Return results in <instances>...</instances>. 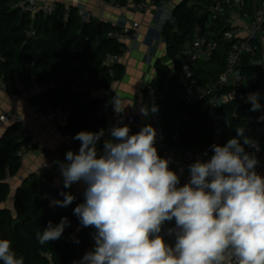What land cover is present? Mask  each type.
Listing matches in <instances>:
<instances>
[{"label":"trees","instance_id":"trees-1","mask_svg":"<svg viewBox=\"0 0 264 264\" xmlns=\"http://www.w3.org/2000/svg\"><path fill=\"white\" fill-rule=\"evenodd\" d=\"M17 1L0 0V83L6 93L20 95L21 92L15 86L16 81L29 89L35 76L37 86L44 92L33 95L32 104L42 109L61 108L67 112L68 121L61 130L79 149L81 142L73 139L76 133L98 132L106 128L107 121L98 116L102 101L90 97V92L93 89L107 91L112 83L121 81L124 76V67L119 62L105 64L107 55L121 57L123 54V43L109 37L120 32L121 28L91 16L82 19L76 7H66L61 2L53 3L54 11L49 14H29L15 8ZM164 1L130 0L133 4L149 2L154 6ZM253 1L246 0V10H251ZM113 2L120 6L127 4L126 0ZM202 3L207 2L182 0L172 10L162 31L172 69L157 62L151 90L155 95L154 104L158 107L156 114L166 135L171 136L179 118L186 117L176 145L208 152L213 142L205 115V102L189 107L177 97L182 64L177 55L192 40L197 23H203L204 19L198 16ZM227 47V44H220L209 63L197 66L195 74L199 83H211L222 73ZM261 58L262 53L253 59L245 56L241 67L243 73L249 76L255 74L257 83L243 90L228 88L224 92L236 90L242 96L254 92L261 94L264 78L262 68L256 63ZM82 77L85 82L79 83ZM85 85L89 87L86 92ZM158 96H162V99L159 100ZM259 102L264 104L263 96ZM151 103L150 90H145L143 105L150 106ZM250 109L251 103L238 104L236 100H230L219 109L226 120L223 144L236 136L238 127H244L245 135L253 139V126L247 121L254 113ZM201 113H204L202 119ZM21 128L20 122H14L0 136V239L12 242L16 257H23L24 264H73L87 247L90 233L95 231L93 227H83L74 215V208L84 202L83 194L68 207L50 206V201L41 196L49 189L52 176L46 170H40L26 177L16 190L15 215L1 208L9 193L7 181L20 169L21 157L18 153L26 148L29 141L21 139ZM261 145L264 149V135ZM59 189L60 186L51 191L54 200L64 199L59 194L61 191L74 193L71 187L61 186ZM63 217L68 218L69 226L61 238L41 245L36 234L42 233L49 221L56 225ZM74 225L79 227L77 239L70 237ZM0 264L3 262L0 261Z\"/></svg>","mask_w":264,"mask_h":264},{"label":"clouds","instance_id":"clouds-1","mask_svg":"<svg viewBox=\"0 0 264 264\" xmlns=\"http://www.w3.org/2000/svg\"><path fill=\"white\" fill-rule=\"evenodd\" d=\"M166 18L165 13L161 20ZM259 99V92L248 94L250 111L261 109ZM112 104L118 115L126 108L117 95ZM157 111L155 104L139 108L144 117ZM257 119L264 121V115ZM245 131L238 127L223 145H210V157L188 165L183 185L170 159L159 155L151 124L132 133L120 120L107 130L76 133L78 152L69 150L56 163L64 188L85 185L84 202L73 211L95 232L93 249L73 264H264V176L256 171L257 156L245 150H259ZM59 194L64 199L50 206L68 207L76 199L70 192ZM173 220L170 245L161 231ZM68 226L67 217L56 225L49 221L37 240L41 245L58 240ZM0 261L24 264L8 239H0Z\"/></svg>","mask_w":264,"mask_h":264},{"label":"built area","instance_id":"built-area-1","mask_svg":"<svg viewBox=\"0 0 264 264\" xmlns=\"http://www.w3.org/2000/svg\"><path fill=\"white\" fill-rule=\"evenodd\" d=\"M126 1V6H120L115 4L113 0H101V7L103 9H113L119 12L131 9L137 13L156 9V11H169L171 14L176 4L182 0H166L159 3L157 6L149 2L133 4L130 0ZM205 1L207 3L201 4L202 8L199 9L198 15L200 18L204 19L203 23H197L192 40L185 44L177 55V59L182 63L178 75L177 83L179 88L177 97L189 107H195L205 102V115L209 123V128L212 131V142L213 144L223 145V127L226 120L219 112V109L225 106L230 100H236L238 104L245 103L244 96L238 94L236 90L229 93L224 91L228 88L243 90L257 83V76L255 74L249 76L243 73L241 67L243 66V57L246 56L253 59L258 54L262 53L261 41L264 38V0H255L250 11L246 10V0ZM14 6L29 14H35L37 12L49 14L54 11L53 3L40 4L36 0H19ZM75 7L78 9L79 17L82 19L90 17V15L80 7V2L76 3ZM236 21L240 22L242 25L237 26ZM140 36V25L138 23H133L130 28H121L120 32L109 35V37L122 43L126 40L137 41L140 39ZM220 44L228 45L227 50H225L222 73L211 83H199L196 78L195 69L199 65L209 63ZM119 60L120 57L118 56L107 55L105 64L112 65L119 62ZM256 63L262 68V58ZM77 69H79V67ZM84 82L85 78L82 77L79 83ZM15 86L21 93L32 92V88L25 89L24 85L19 81H16ZM0 88L2 91L6 92L5 87L1 83ZM148 90H150V97L152 100L149 106L151 107L154 104L155 95L151 88ZM97 91L100 90L93 89L91 92ZM37 95H40V93ZM157 98L161 100L162 96H158ZM261 106L260 110L254 111L247 119L248 123L253 126V141L256 142L259 150L257 151L254 148L245 146L246 151L254 153L257 156L259 160L257 166L264 162V149L261 145V138L264 135V121H258L257 119L259 116L264 115V104H261ZM31 111L56 126L64 125L68 121L67 112L63 111L61 108L52 109L51 107H47L46 109H42L39 106L33 105L31 106ZM111 111L112 108L110 103L103 101L98 111V116L107 121L111 115ZM184 121H186V117L179 118L175 124V130L169 137L160 125L156 113L150 114L145 124H136L133 118H128L126 121L132 133L138 132L147 124H151L157 130L155 146L158 153L162 158L170 159L171 163L169 167L180 176L181 185L186 183L189 179L188 165L195 162L197 159H207L212 154L211 150H209L207 152L208 155L205 156L204 151L176 145L179 141V133L183 130ZM14 122H20V117L16 113H0V131L4 126ZM20 137L22 140L29 139L26 148L18 153L22 158L34 148V144L30 133L23 125L20 131ZM68 138L71 141L69 136ZM99 149H102V147ZM55 157L54 154L48 155L50 160L55 159ZM41 170H46V166L43 165ZM257 172L262 175L260 171ZM61 186H63V183L60 185V189ZM73 195L76 199L79 198V194L73 193ZM41 198H47L49 201L54 200L53 198H51V200L49 199L48 190L42 194ZM174 224V220L166 222L161 231V235L170 245H174L175 237L167 235V229L174 227ZM78 230V226H72L70 237L77 239ZM94 232L95 231H92L90 233L88 245L76 261H79L86 252L93 249L94 240L92 234ZM229 264H234V261H230Z\"/></svg>","mask_w":264,"mask_h":264},{"label":"crops","instance_id":"crops-1","mask_svg":"<svg viewBox=\"0 0 264 264\" xmlns=\"http://www.w3.org/2000/svg\"><path fill=\"white\" fill-rule=\"evenodd\" d=\"M40 4L54 3L59 1L66 7H75L76 3L80 2V7L91 17L107 22L113 26L120 28H130L133 23L140 25V39L137 41L126 40L123 42L124 50L120 57L119 63L124 67V76L121 81L112 83L107 91L90 92V97L97 98L100 101L110 103L112 111L109 118H112L111 126L117 121L122 120L124 124L128 118H133L136 124H145L148 121V116L144 117L140 114L139 108L143 104V94L145 90L151 88L152 82L156 77L155 64L160 62L162 65L172 69V63L168 58L166 44L162 38V31L165 22L170 19L169 11L156 9L134 12L131 9H126L121 12L103 9L101 0H36ZM255 2V0L253 1ZM167 18L161 20L164 14ZM237 26L242 24L236 21ZM262 75L264 78V38L262 39ZM32 92L21 93L20 95L8 94L0 88V113H16L20 117V123L26 127L31 135L34 148L21 158V165L18 173L9 178V193L6 201L1 205V208L9 210L12 215L14 212V200L16 190L20 187L22 181L31 174L37 173L46 166V171L52 176V183L48 189L49 199L52 198L51 191L59 187L63 183V178L56 161H64L67 151L72 150L78 152V149L73 145L72 141L65 135L61 127L64 125H53L46 119L36 115L31 111L32 97L37 95L42 88L36 84L35 76L32 77ZM121 101L122 106H126L122 114H116L113 109L112 100L115 96ZM248 94L245 95L246 102ZM262 96V93H261ZM10 125V124H9ZM4 126L0 131V136L9 126ZM111 126H107L105 130ZM101 138L97 144L98 149L103 146ZM49 154H54L56 157L53 160L48 158ZM256 171H260L264 176V162L257 166ZM85 185L83 182L74 183L71 186L75 194H83Z\"/></svg>","mask_w":264,"mask_h":264},{"label":"water","instance_id":"water-1","mask_svg":"<svg viewBox=\"0 0 264 264\" xmlns=\"http://www.w3.org/2000/svg\"><path fill=\"white\" fill-rule=\"evenodd\" d=\"M59 1H56V2H54V3H58ZM88 85H85V88H84V92H86L87 90H88ZM44 91H43V89L39 92L40 93V95L43 93ZM262 96L264 97V90L262 91ZM203 116H204V113H201V119L203 118ZM112 118H109L108 120H107V126H111V123H112Z\"/></svg>","mask_w":264,"mask_h":264}]
</instances>
